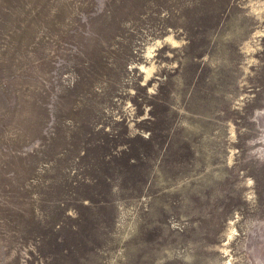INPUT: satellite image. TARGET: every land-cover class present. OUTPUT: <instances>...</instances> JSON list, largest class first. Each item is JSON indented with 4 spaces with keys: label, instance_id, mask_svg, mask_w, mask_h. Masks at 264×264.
I'll list each match as a JSON object with an SVG mask.
<instances>
[{
    "label": "rangeland",
    "instance_id": "1",
    "mask_svg": "<svg viewBox=\"0 0 264 264\" xmlns=\"http://www.w3.org/2000/svg\"><path fill=\"white\" fill-rule=\"evenodd\" d=\"M227 262L264 264V0H0V264Z\"/></svg>",
    "mask_w": 264,
    "mask_h": 264
},
{
    "label": "bare ground",
    "instance_id": "2",
    "mask_svg": "<svg viewBox=\"0 0 264 264\" xmlns=\"http://www.w3.org/2000/svg\"><path fill=\"white\" fill-rule=\"evenodd\" d=\"M171 41H173V42H176L177 40H175L174 38H172V37H168ZM248 44V43H247ZM248 46H250L249 44H248ZM153 67V65H151V66H148V67H146V66H143V68H144V70H145V73H146V75H148V73L151 71V69H153L152 68ZM232 233V232H231ZM227 236V235H226ZM227 264H230V262H227Z\"/></svg>",
    "mask_w": 264,
    "mask_h": 264
}]
</instances>
